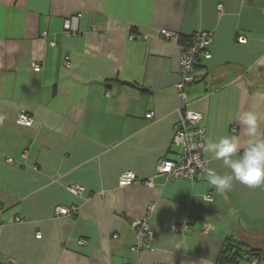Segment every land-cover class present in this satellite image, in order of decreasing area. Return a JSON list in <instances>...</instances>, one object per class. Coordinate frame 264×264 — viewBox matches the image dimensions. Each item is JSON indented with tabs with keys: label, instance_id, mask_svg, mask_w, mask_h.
<instances>
[{
	"label": "crops",
	"instance_id": "crops-1",
	"mask_svg": "<svg viewBox=\"0 0 264 264\" xmlns=\"http://www.w3.org/2000/svg\"><path fill=\"white\" fill-rule=\"evenodd\" d=\"M78 12L71 35L64 21ZM199 30L211 56L186 101L182 45ZM186 102L203 115L206 171L167 180L157 168L176 157ZM250 111L264 135V0H0V264H224L226 239L251 247L264 235V186L216 191L207 171L229 170L205 149L222 136L246 144L238 119ZM130 170L137 180L121 186ZM61 204L77 214L57 216ZM146 215L152 248L135 251L131 221Z\"/></svg>",
	"mask_w": 264,
	"mask_h": 264
},
{
	"label": "built area",
	"instance_id": "built-area-1",
	"mask_svg": "<svg viewBox=\"0 0 264 264\" xmlns=\"http://www.w3.org/2000/svg\"><path fill=\"white\" fill-rule=\"evenodd\" d=\"M82 16L81 12L71 15L64 21V28L71 35L79 33L78 27L74 25ZM89 31L101 32V26L97 23L92 24ZM44 36L47 32L44 31ZM159 36L163 39H176L178 33L169 29H162L159 32ZM212 33L207 30H199L191 35V41L188 45H182L181 54V66H180V82L177 84L178 94L187 101L188 91L187 88L191 84L197 81V64L199 63L200 56L209 58L211 56L209 47L212 42ZM147 37V36H146ZM134 38V35H132ZM246 37L239 36V41L246 42ZM55 45V41L50 42ZM65 63L70 66L71 62L69 57H66ZM36 69H39V65H35ZM148 118H153V114L149 113ZM203 115L202 113L195 111L189 107V103L182 107L180 112V119L174 128L173 145L177 147L175 158H162L159 162L156 176H163L167 180L182 178L188 180H196L200 178L206 171V161L203 157V150L205 146V127L202 125ZM18 122L22 124L30 125L33 123V118L28 113H21L18 118ZM235 128H233V131ZM23 159L27 158V152L22 155ZM9 162L15 161L13 157H8ZM137 180V174L134 171L124 172L120 179L119 184L121 186L129 185ZM147 184H153V179L145 181ZM68 190L73 195H82L85 187L79 184H73L68 187ZM208 199H212V195L206 196ZM152 208V205L150 206ZM57 216H75L78 212V206L72 205H57ZM131 226L136 233V242L132 249L135 251H141L152 248V234L149 229L148 215L140 219H134L131 221ZM172 229L175 232H182L188 229L187 225L178 226L174 225ZM40 236V234H38ZM80 244H84L85 240H80ZM260 261L254 260L255 264Z\"/></svg>",
	"mask_w": 264,
	"mask_h": 264
},
{
	"label": "clouds",
	"instance_id": "clouds-1",
	"mask_svg": "<svg viewBox=\"0 0 264 264\" xmlns=\"http://www.w3.org/2000/svg\"><path fill=\"white\" fill-rule=\"evenodd\" d=\"M238 123L249 137L246 144H242L238 136H222L206 145L205 150L229 170L225 174L215 169L207 171L208 182L218 192L230 190L234 181L248 188L264 186V135L259 132L258 116L246 112Z\"/></svg>",
	"mask_w": 264,
	"mask_h": 264
},
{
	"label": "trees",
	"instance_id": "trees-1",
	"mask_svg": "<svg viewBox=\"0 0 264 264\" xmlns=\"http://www.w3.org/2000/svg\"><path fill=\"white\" fill-rule=\"evenodd\" d=\"M187 41L188 43L185 45H188L190 43L191 36L187 37ZM198 65L199 63L197 64V66ZM244 256L245 257L248 256L252 259L254 258L253 263L255 259H258L260 262L262 261L264 262V250L263 249L244 247V245H242V243L239 241L233 240L231 238L226 239L225 246L222 249L221 256H220L221 257L220 260H222L224 264H227V262L232 263V264H237L240 261V259H242Z\"/></svg>",
	"mask_w": 264,
	"mask_h": 264
},
{
	"label": "rangeland",
	"instance_id": "rangeland-1",
	"mask_svg": "<svg viewBox=\"0 0 264 264\" xmlns=\"http://www.w3.org/2000/svg\"><path fill=\"white\" fill-rule=\"evenodd\" d=\"M264 235H259L258 237H254V239H252L250 246L251 247H260L263 245L264 242ZM259 264H264V262H260Z\"/></svg>",
	"mask_w": 264,
	"mask_h": 264
}]
</instances>
